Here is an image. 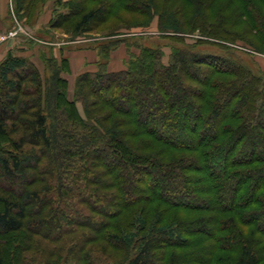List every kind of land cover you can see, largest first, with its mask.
<instances>
[{
  "label": "trees",
  "instance_id": "trees-1",
  "mask_svg": "<svg viewBox=\"0 0 264 264\" xmlns=\"http://www.w3.org/2000/svg\"><path fill=\"white\" fill-rule=\"evenodd\" d=\"M43 1L16 0V12ZM119 1L57 0L50 28L94 33ZM181 1L128 0L146 27L157 16L165 32L217 42L242 39L250 18L242 40L264 54V0L233 12L237 0ZM127 40L95 43L72 100L67 58L43 72L13 53L0 63V264L15 249L19 264H264V73L235 49L184 43L167 64L135 43L110 71Z\"/></svg>",
  "mask_w": 264,
  "mask_h": 264
},
{
  "label": "rangeland",
  "instance_id": "rangeland-1",
  "mask_svg": "<svg viewBox=\"0 0 264 264\" xmlns=\"http://www.w3.org/2000/svg\"><path fill=\"white\" fill-rule=\"evenodd\" d=\"M62 1L66 2L67 0ZM110 1L112 3L115 2V0ZM166 1L167 0H160V3L164 5ZM230 1L233 0H228L226 3ZM56 3L57 0H44L34 15H27L20 18L21 16L16 12V0H9L10 26L0 33V39L3 36L7 37L4 42L0 43V63L6 58V56L4 59L1 58L6 51L5 48L11 46L16 49L22 47L28 51L29 53H27V55L30 60L33 61L41 72L45 70V61L53 56L57 59H61L63 58L62 54H66L68 57H72V59L77 58V60H75L76 70L73 71L70 69L71 71L69 74L63 73V76L69 81L68 94L71 100L74 96L76 78L82 74V72L84 73L85 71L87 72L95 68V55H98L95 43L111 38L129 39L125 43L117 46L116 50L112 53L109 63V70L112 72L125 69L130 55L139 53L138 48L135 47V43L161 48L164 52L163 62L166 64L170 61L172 50L181 47L184 43V47H192L200 44L199 47H201V49L218 53L220 49L221 51H224L223 49H235V54L245 65L256 73H264V54L256 52L253 46L248 45L245 40H242L245 37L247 38V35L245 36L246 29L248 27H253L250 18L243 17L240 21L241 24L238 26L237 31L243 36L242 39H240V37H235L236 41L234 43H227L223 40L217 42L216 40L203 37L200 30H196L188 36H179L165 32L160 29L159 18L157 16L152 23L146 27L143 25L146 19L142 15L141 8L134 3L128 2V0H122L118 2L113 18L101 27L100 30L87 34L86 36L72 37L61 31L50 28V22L56 14L57 8H59ZM182 3L181 0H173V4L176 6H181ZM230 4H233L231 12L237 11L240 8H242L243 11L245 10L246 3L244 0H237L236 3ZM256 23L254 22V26H261ZM255 35L258 34L256 31H253L252 36L248 35V38L254 39L253 37ZM80 110L82 111L81 106ZM156 123H158V121H156ZM125 158L126 156H124V159ZM92 160H94V157ZM107 162L108 160L105 158L104 163L107 164ZM118 174L122 176L121 172ZM241 227L245 229L243 225H241ZM12 247L13 246L9 249L10 254L13 251ZM16 253L17 249L14 251L15 255ZM15 255L11 258V261L13 264H19L18 258Z\"/></svg>",
  "mask_w": 264,
  "mask_h": 264
},
{
  "label": "crops",
  "instance_id": "crops-1",
  "mask_svg": "<svg viewBox=\"0 0 264 264\" xmlns=\"http://www.w3.org/2000/svg\"><path fill=\"white\" fill-rule=\"evenodd\" d=\"M8 3H9V0H0V33L3 30L8 29L9 26H10ZM5 50H6L5 53H3V55L1 56L2 59H4L5 56H7L9 53H13L16 56L29 58V56L27 55V53H29V52L26 51L25 49H23L22 47H18V49H16V48L11 46V47H6ZM62 56L69 60V64H70L71 69L73 71H75L76 70V68H75V60H77V58L76 59H72V57H68L66 54H64V55L62 54ZM96 61H97V56L95 55L94 62H96ZM95 70H96V67L94 69H90L88 71H95Z\"/></svg>",
  "mask_w": 264,
  "mask_h": 264
},
{
  "label": "built area",
  "instance_id": "built-area-1",
  "mask_svg": "<svg viewBox=\"0 0 264 264\" xmlns=\"http://www.w3.org/2000/svg\"><path fill=\"white\" fill-rule=\"evenodd\" d=\"M6 39H7V37H6V36H3V37L0 39V43L4 42Z\"/></svg>",
  "mask_w": 264,
  "mask_h": 264
}]
</instances>
